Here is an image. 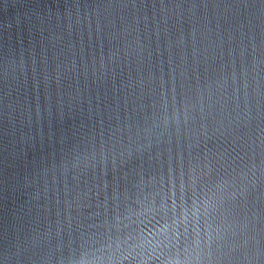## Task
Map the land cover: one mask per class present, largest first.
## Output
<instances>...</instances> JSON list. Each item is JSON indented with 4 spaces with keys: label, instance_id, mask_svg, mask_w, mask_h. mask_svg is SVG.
Wrapping results in <instances>:
<instances>
[{
    "label": "water",
    "instance_id": "1",
    "mask_svg": "<svg viewBox=\"0 0 264 264\" xmlns=\"http://www.w3.org/2000/svg\"><path fill=\"white\" fill-rule=\"evenodd\" d=\"M0 264H264V0H0Z\"/></svg>",
    "mask_w": 264,
    "mask_h": 264
}]
</instances>
